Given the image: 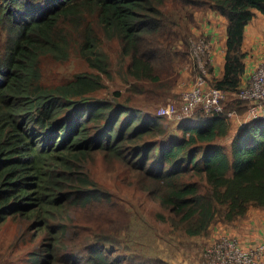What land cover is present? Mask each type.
Wrapping results in <instances>:
<instances>
[{
	"label": "trees",
	"instance_id": "1",
	"mask_svg": "<svg viewBox=\"0 0 264 264\" xmlns=\"http://www.w3.org/2000/svg\"><path fill=\"white\" fill-rule=\"evenodd\" d=\"M201 8L228 24L223 75L209 78V85L229 92L227 110L243 114L249 103L233 95L244 84L245 30L258 13L264 15V0H0V227L9 219H27L45 234L43 251L30 259L35 264L63 260L57 257L67 248L62 242L74 208L112 201L76 170L91 152H106L149 177L172 225L188 237H207L216 224L247 219L252 208L264 211V119L233 135L226 115L200 111L180 135H171L161 117L139 108L135 97L92 96L111 74L103 39L119 41L135 94L166 96L191 63ZM87 17L95 18L102 35ZM73 53L98 74L44 85L42 59L68 61ZM100 224H91L87 239L115 243L128 230L115 222ZM84 254L64 258L69 264H172L160 257L114 258L99 246Z\"/></svg>",
	"mask_w": 264,
	"mask_h": 264
},
{
	"label": "rangeland",
	"instance_id": "2",
	"mask_svg": "<svg viewBox=\"0 0 264 264\" xmlns=\"http://www.w3.org/2000/svg\"><path fill=\"white\" fill-rule=\"evenodd\" d=\"M87 18L93 23L94 30L102 35L101 30L96 27L95 18ZM195 30L197 33L191 40V63L183 69L190 74L191 84L199 75V63H205L207 71L210 70L209 65H211V46L209 53H205L200 59L194 54L193 45L202 41L210 45L211 42L202 32H198L197 22ZM102 48L110 56L111 74L103 76L105 87L92 96L95 99L108 100L118 99L116 96L118 93L124 98L135 97V104L139 108L161 117L162 123L171 135H180L181 126L191 117L183 119L186 121L164 117L161 116L160 109L164 106H180L182 93L192 86L183 87L180 76L175 87L159 100H154L158 96L137 95L132 91L135 89V83L126 74L127 63L121 57L119 41L103 39ZM41 69L43 84L46 86L65 84L82 73L98 74L77 53H73L68 61H57L51 56H46L41 61ZM232 111L241 115L237 109ZM222 143L229 145L228 140H223ZM76 170L95 182L98 188L110 193L112 201L94 205L88 210L77 208L72 210V220L68 223L69 230L62 242L67 248L57 257V260H63L55 261L54 264H69V260L64 258L65 255L75 254L74 256L81 259L86 256L84 249L92 246L108 248L114 258L129 259L131 255H138L164 258L172 264L206 263V252L214 243L213 231L216 227H220L221 223L216 224L207 237H188L182 228L176 229L172 225L170 212L162 206L158 195L153 193L156 185L151 183L149 177L135 171L132 165L112 158L106 152H91L78 163ZM114 209L117 210V214L114 213ZM255 210L257 209H250L251 212ZM97 221L101 222L100 226L103 227L109 225V222L127 225L128 230L122 232L120 238L114 240L115 243L89 240L85 232L91 230V224ZM31 225V220L15 218L9 219L0 227L2 264H35L30 259L33 254L43 251L42 241L45 234L36 228L33 229ZM101 231H95V234H100ZM43 259V257L39 258V261Z\"/></svg>",
	"mask_w": 264,
	"mask_h": 264
},
{
	"label": "built area",
	"instance_id": "3",
	"mask_svg": "<svg viewBox=\"0 0 264 264\" xmlns=\"http://www.w3.org/2000/svg\"><path fill=\"white\" fill-rule=\"evenodd\" d=\"M210 46L211 43L204 41L193 45L195 56L200 59L209 53ZM209 76L206 64L199 63V75L192 87L182 93L180 106L161 107V116L183 120L204 111L207 115H226L231 121L239 118L235 111L227 110L230 93L209 85ZM233 97L249 103L245 113L247 122L264 119V62ZM206 259L205 264H264V243L247 250L236 239L222 237L207 250Z\"/></svg>",
	"mask_w": 264,
	"mask_h": 264
},
{
	"label": "crops",
	"instance_id": "4",
	"mask_svg": "<svg viewBox=\"0 0 264 264\" xmlns=\"http://www.w3.org/2000/svg\"><path fill=\"white\" fill-rule=\"evenodd\" d=\"M196 21L198 32H202L210 39L212 51L210 56L213 73L209 78L221 77L224 71L225 50L227 41V21L217 12L210 9H197ZM201 29V30H200ZM194 33L197 30L194 28ZM244 51L248 54L246 72L243 82H247L252 73L264 62V15L258 13L256 18L245 30ZM183 87L190 88L191 77L186 71L181 73ZM186 88V89H188ZM246 111L240 115V119L233 121V135L249 122L245 119ZM214 228V227H213ZM222 237L236 239L247 250L254 249L264 243V211L259 209L249 212V217L232 225L220 224L213 231L214 242Z\"/></svg>",
	"mask_w": 264,
	"mask_h": 264
},
{
	"label": "clouds",
	"instance_id": "5",
	"mask_svg": "<svg viewBox=\"0 0 264 264\" xmlns=\"http://www.w3.org/2000/svg\"><path fill=\"white\" fill-rule=\"evenodd\" d=\"M186 121V120H185Z\"/></svg>",
	"mask_w": 264,
	"mask_h": 264
}]
</instances>
